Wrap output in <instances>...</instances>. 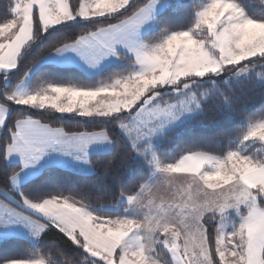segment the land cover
<instances>
[{
  "label": "snow or ice",
  "instance_id": "1",
  "mask_svg": "<svg viewBox=\"0 0 264 264\" xmlns=\"http://www.w3.org/2000/svg\"><path fill=\"white\" fill-rule=\"evenodd\" d=\"M0 247L264 264V0H5Z\"/></svg>",
  "mask_w": 264,
  "mask_h": 264
},
{
  "label": "trees",
  "instance_id": "2",
  "mask_svg": "<svg viewBox=\"0 0 264 264\" xmlns=\"http://www.w3.org/2000/svg\"><path fill=\"white\" fill-rule=\"evenodd\" d=\"M256 2L258 3L259 0H256ZM5 3V0H0V5L4 4ZM5 254V250L3 247H0V255H3ZM7 254H12L11 252L7 253Z\"/></svg>",
  "mask_w": 264,
  "mask_h": 264
}]
</instances>
